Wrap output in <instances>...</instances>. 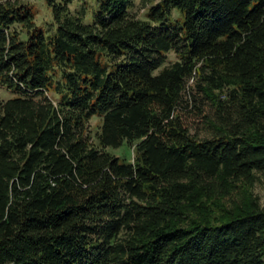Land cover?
Masks as SVG:
<instances>
[{"label": "trees", "instance_id": "16d2710c", "mask_svg": "<svg viewBox=\"0 0 264 264\" xmlns=\"http://www.w3.org/2000/svg\"><path fill=\"white\" fill-rule=\"evenodd\" d=\"M71 1L46 0L44 29L0 0V264H264L254 199L200 211L264 173V0H149L143 17L97 0L89 21ZM193 77L203 137L181 110ZM123 143L132 160L107 149Z\"/></svg>", "mask_w": 264, "mask_h": 264}, {"label": "rangeland", "instance_id": "374dc122", "mask_svg": "<svg viewBox=\"0 0 264 264\" xmlns=\"http://www.w3.org/2000/svg\"><path fill=\"white\" fill-rule=\"evenodd\" d=\"M27 2L34 11L35 23L39 24L44 29H50L53 26V19L51 9L46 0H21ZM151 4L149 0H132L130 6L131 13L143 17L147 7ZM97 5V0H72L69 3L71 11H83L85 20H92L93 10ZM173 16H177L176 10L172 12ZM175 59L173 51L167 52V61ZM195 77L188 79L186 90L183 94L182 115L192 134L203 137L207 135L209 129L206 125L203 114L210 111L207 101H204L196 88ZM13 92L0 85V99H5L11 96ZM100 116L92 115L87 122L88 132L93 141H95V133L99 129ZM107 149L114 154L126 159L132 160L134 156V149L132 143H123L117 147H107ZM239 187H236L228 196H224L220 201L214 202L204 200L201 204L200 211L207 213L212 218H223L227 210L234 206L239 207L244 202L254 199L260 207L264 208V173L258 172L255 180L252 183L244 181L238 182ZM193 216H196L193 214Z\"/></svg>", "mask_w": 264, "mask_h": 264}]
</instances>
